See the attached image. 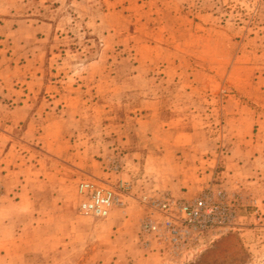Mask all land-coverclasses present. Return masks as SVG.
Here are the masks:
<instances>
[{"label": "rangeland", "instance_id": "rangeland-1", "mask_svg": "<svg viewBox=\"0 0 264 264\" xmlns=\"http://www.w3.org/2000/svg\"><path fill=\"white\" fill-rule=\"evenodd\" d=\"M2 42L28 71L0 95V264H264V0H2ZM87 182L123 205L84 213ZM220 191L228 233L143 232Z\"/></svg>", "mask_w": 264, "mask_h": 264}, {"label": "built area", "instance_id": "built-area-1", "mask_svg": "<svg viewBox=\"0 0 264 264\" xmlns=\"http://www.w3.org/2000/svg\"><path fill=\"white\" fill-rule=\"evenodd\" d=\"M84 197L81 209L95 218H108L111 211L123 205L121 194L111 186L87 182L80 186ZM158 218L148 217L143 232L157 237L162 245L181 254L211 233L224 235L235 229L237 212L234 203L223 192L217 197L206 192L193 201L164 199L153 205Z\"/></svg>", "mask_w": 264, "mask_h": 264}, {"label": "crops", "instance_id": "crops-1", "mask_svg": "<svg viewBox=\"0 0 264 264\" xmlns=\"http://www.w3.org/2000/svg\"><path fill=\"white\" fill-rule=\"evenodd\" d=\"M19 33L18 30L12 31L8 35H16ZM2 0H0V95L2 96V82H10L14 77H25V73L28 71V67L25 64L20 65V62H17L15 65L13 64L15 61L13 58H2ZM2 61L4 64H2ZM8 61H10L8 63ZM14 61V62H13ZM7 63V64H5ZM2 111V108H1ZM0 111V116L2 117V112ZM1 132V131H0ZM2 134V133H1Z\"/></svg>", "mask_w": 264, "mask_h": 264}]
</instances>
